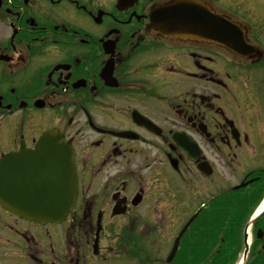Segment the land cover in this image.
I'll list each match as a JSON object with an SVG mask.
<instances>
[{
    "label": "flooded vegetation",
    "instance_id": "af4514ba",
    "mask_svg": "<svg viewBox=\"0 0 264 264\" xmlns=\"http://www.w3.org/2000/svg\"><path fill=\"white\" fill-rule=\"evenodd\" d=\"M130 1L119 9L117 0H0V158L25 160L44 131L58 129L75 148L79 181L76 206L59 224L0 204V264H164V232L194 206L203 211L219 192L212 185L227 184L225 170L234 181L255 164L260 171L247 177L255 189L264 181V1L205 0L243 25L259 57L165 40L149 31L147 12L167 0L122 5ZM244 4L258 14L233 10ZM175 135L195 143L178 145ZM98 229L123 237L94 249ZM179 249L173 264L210 260Z\"/></svg>",
    "mask_w": 264,
    "mask_h": 264
},
{
    "label": "water",
    "instance_id": "95a60500",
    "mask_svg": "<svg viewBox=\"0 0 264 264\" xmlns=\"http://www.w3.org/2000/svg\"><path fill=\"white\" fill-rule=\"evenodd\" d=\"M172 9V8H171ZM171 9L169 8L168 10H164V13H165V18L167 19L166 20V23H168L170 25V15H172L173 13H170L171 12ZM160 13L157 12L155 14L158 15ZM206 12H202L201 14H204ZM48 139V140H47ZM45 143H50V144H55V145H61L62 146V149L60 150V148H58V150L55 151H52L54 153V156H53V161L52 163L50 164V169H51V173L54 175V183H53V196H52V199H51V204L53 207H60V209L58 210V212H53V208H52V212L50 214H46V218H51V219H54L56 217H58V215L60 214L62 208H61V202L58 201L57 197H56V194L59 193V188H61L62 186V183H60V179L58 177V175H63V174H67V177L64 179L65 180V184H66V188H65V191L67 192V198H66V202H67V205L66 207L68 208L70 204H72L73 202V185H74V182H75V176H74V164H73V154H72V150H71V147L68 145V144H61L59 143V141L57 140L56 137L54 136H48L45 140V142H41L40 143V150L41 151H44V149L47 151V144ZM48 149L51 151L52 148H49ZM48 152V151H47ZM46 168H49L46 167ZM62 170L65 172V173H62ZM32 178L34 179L37 175L36 173H32L31 174ZM62 177V176H61ZM11 199V198H10ZM9 198H7V200H9L12 204H17L15 203L14 201L10 200ZM38 203L34 204L33 206H30L28 210H32L33 211V208L35 207V205H37ZM19 205V204H18ZM65 207V211H66V208ZM64 211V212H65ZM63 212V213H64ZM34 214V213H33ZM33 214L31 216H33ZM36 216V215H35ZM172 254V253H171Z\"/></svg>",
    "mask_w": 264,
    "mask_h": 264
},
{
    "label": "rangeland",
    "instance_id": "374dc122",
    "mask_svg": "<svg viewBox=\"0 0 264 264\" xmlns=\"http://www.w3.org/2000/svg\"><path fill=\"white\" fill-rule=\"evenodd\" d=\"M248 1H249V0H248ZM247 5H248V4H244V5L236 6V7L233 8V10H234V11H238V12H240V13L243 14V15H250L251 17L254 16V15H256L257 13H256L254 10H252V12H251V11H247V12L245 11ZM52 11H56V10H52ZM54 13H55V12H54ZM56 13H57V14H56ZM56 13H55L56 16L59 17L60 19H62V18L60 17V15H62V11H61V10H58ZM253 78H254L255 80H257L259 77H258V75L253 74ZM260 146H262V147L264 148V142H263V143L260 142ZM258 151H260V150L258 149ZM258 153H261V155H260V157H259V159H258L257 161H259L260 159H262V157H264L263 154H262V152H258ZM263 160H264V158H263ZM254 166H257V165H255V164H251V166H249V167H245V166H244V167H245V169H246V168L248 169V168H250V167H254ZM106 174H107V169L105 170V172L102 173V175H101V179H100V180H102V179L106 176ZM234 182H235V180H234ZM97 184H98V183H97ZM227 185H229V183H227ZM173 228H174V223L169 227V231H171ZM105 238L107 239L108 236L106 235ZM216 242H218V239L216 240ZM162 248H164V247H162ZM241 250H242V247H241ZM240 252H241V251H240Z\"/></svg>",
    "mask_w": 264,
    "mask_h": 264
},
{
    "label": "bare ground",
    "instance_id": "6f19581e",
    "mask_svg": "<svg viewBox=\"0 0 264 264\" xmlns=\"http://www.w3.org/2000/svg\"><path fill=\"white\" fill-rule=\"evenodd\" d=\"M262 209H264V199L261 203L257 206V208L253 211L252 216L257 215Z\"/></svg>",
    "mask_w": 264,
    "mask_h": 264
},
{
    "label": "trees",
    "instance_id": "16d2710c",
    "mask_svg": "<svg viewBox=\"0 0 264 264\" xmlns=\"http://www.w3.org/2000/svg\"><path fill=\"white\" fill-rule=\"evenodd\" d=\"M250 264H264V259L263 260H260V262H259V260H258V262H257V259L256 260H254L252 263H250Z\"/></svg>",
    "mask_w": 264,
    "mask_h": 264
}]
</instances>
